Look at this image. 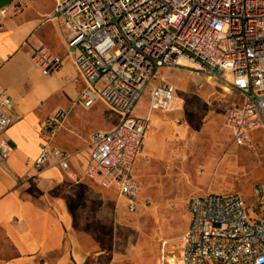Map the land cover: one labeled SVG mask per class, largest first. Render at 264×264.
<instances>
[{
	"label": "built area",
	"instance_id": "built-area-1",
	"mask_svg": "<svg viewBox=\"0 0 264 264\" xmlns=\"http://www.w3.org/2000/svg\"><path fill=\"white\" fill-rule=\"evenodd\" d=\"M47 20L65 54L39 46L31 49L30 62L49 77L70 60L84 83L80 104L101 102L119 117L112 129L89 136L84 176L115 190L129 212L149 203L132 177L139 162L149 161L143 152L149 121L135 117L134 109L147 98L151 112L168 113L179 100L161 71L188 68L195 87L202 77L220 80L240 97L223 117L235 146L264 132V0H55ZM179 57L192 67L179 65ZM12 111V100L0 93V134L14 122ZM66 116L58 111L43 130L53 136ZM11 151L0 139V164ZM68 158L43 141L32 163L35 176L50 165L67 172ZM187 211L186 230L160 241L156 264H264V184L253 187L249 205L238 194L207 191L190 197Z\"/></svg>",
	"mask_w": 264,
	"mask_h": 264
},
{
	"label": "crops",
	"instance_id": "crops-1",
	"mask_svg": "<svg viewBox=\"0 0 264 264\" xmlns=\"http://www.w3.org/2000/svg\"><path fill=\"white\" fill-rule=\"evenodd\" d=\"M1 7L6 8V15L0 17V93L12 100L14 122L0 134V139L12 148L0 164V264H84L86 255L74 225L80 207L78 193L86 194L83 198L87 207L94 201L95 190L87 182L84 168L90 154L88 139L95 131L83 134L80 119L82 112H89L97 102L90 108L80 104L78 97L84 83L70 60L49 77L41 75L30 62L31 49L39 46L57 55L65 54L60 34L47 20L55 0L49 4L44 0H9ZM58 111L67 112V116L50 136L42 126ZM106 115L109 120L111 115ZM165 117L151 114L148 118L152 130L143 147L148 159L160 157L164 139L176 129L173 123L163 120ZM260 133L264 132L252 133L251 139ZM47 139L53 148L68 155L69 170L50 165L35 176L32 163L39 155L40 144ZM146 166L139 162L132 170L141 189L140 197L138 177Z\"/></svg>",
	"mask_w": 264,
	"mask_h": 264
},
{
	"label": "rangeland",
	"instance_id": "rangeland-1",
	"mask_svg": "<svg viewBox=\"0 0 264 264\" xmlns=\"http://www.w3.org/2000/svg\"><path fill=\"white\" fill-rule=\"evenodd\" d=\"M8 2L1 1L0 7ZM161 73L176 90V110L162 115L151 112L142 98L133 112L146 119L165 115L163 120L176 126L173 135L164 139L160 157L150 156L145 172L139 174L141 198L149 203L131 213L115 190L86 179L94 187V201L87 207L86 194L78 193L82 208L74 225L86 255L84 264H156L160 241L175 240L186 230L190 197L207 191L235 192L249 205L253 186L264 184V133L238 147L223 128L225 110L239 104L240 97L220 80L202 77L201 86L195 87L188 68ZM81 115L83 134L108 130L119 121L99 102ZM216 187L223 191H215Z\"/></svg>",
	"mask_w": 264,
	"mask_h": 264
},
{
	"label": "bare ground",
	"instance_id": "bare-ground-1",
	"mask_svg": "<svg viewBox=\"0 0 264 264\" xmlns=\"http://www.w3.org/2000/svg\"><path fill=\"white\" fill-rule=\"evenodd\" d=\"M177 60H178V64L183 66V67H192V64L189 61H187L186 59H184L183 57H179ZM183 63H185V65ZM147 135H148V131L146 133L145 140L147 138Z\"/></svg>",
	"mask_w": 264,
	"mask_h": 264
},
{
	"label": "water",
	"instance_id": "water-1",
	"mask_svg": "<svg viewBox=\"0 0 264 264\" xmlns=\"http://www.w3.org/2000/svg\"><path fill=\"white\" fill-rule=\"evenodd\" d=\"M3 1V0H0V2Z\"/></svg>",
	"mask_w": 264,
	"mask_h": 264
}]
</instances>
